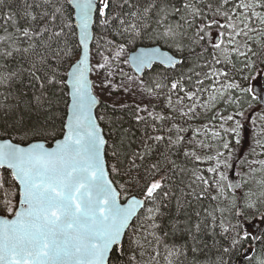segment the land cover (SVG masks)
Instances as JSON below:
<instances>
[{
  "label": "snow or ice",
  "instance_id": "snow-or-ice-1",
  "mask_svg": "<svg viewBox=\"0 0 264 264\" xmlns=\"http://www.w3.org/2000/svg\"><path fill=\"white\" fill-rule=\"evenodd\" d=\"M254 74L264 0H0V264L242 261Z\"/></svg>",
  "mask_w": 264,
  "mask_h": 264
},
{
  "label": "trees",
  "instance_id": "trees-1",
  "mask_svg": "<svg viewBox=\"0 0 264 264\" xmlns=\"http://www.w3.org/2000/svg\"><path fill=\"white\" fill-rule=\"evenodd\" d=\"M250 82H251V80L249 81V84H248L249 87H250ZM231 174H232L231 172L227 173L228 177ZM236 179L238 181L239 178L236 177ZM262 212H264V207H261L258 211L257 210L246 211L244 214L243 220H241L239 222L241 234H243L244 232H247V234H248V239L244 242L243 247L240 249V256L243 255L246 248L250 247L253 249L252 254L245 259L244 264H256V261H258L261 258H264V227H263V230L260 234L257 233L258 234V240H257L256 246H254V247H253V238L255 236L252 237L251 234L247 231V228H248L250 221L254 217L259 216V214H261ZM233 222L236 223L235 220ZM249 258H251V261ZM234 264H239V260H235Z\"/></svg>",
  "mask_w": 264,
  "mask_h": 264
},
{
  "label": "rangeland",
  "instance_id": "rangeland-1",
  "mask_svg": "<svg viewBox=\"0 0 264 264\" xmlns=\"http://www.w3.org/2000/svg\"><path fill=\"white\" fill-rule=\"evenodd\" d=\"M264 82V74H255L250 82V87L252 88V84ZM264 227V212L259 214V216L254 217L247 228V231L254 237L257 233H261Z\"/></svg>",
  "mask_w": 264,
  "mask_h": 264
},
{
  "label": "water",
  "instance_id": "water-1",
  "mask_svg": "<svg viewBox=\"0 0 264 264\" xmlns=\"http://www.w3.org/2000/svg\"><path fill=\"white\" fill-rule=\"evenodd\" d=\"M253 88H254V91L256 93H259L261 95H264V85L263 84H261V83H254ZM229 177H230L229 178L230 180H232L234 182H237V179H236V176L235 175L231 174ZM257 240H258V234H256L255 237L253 238V247L256 246ZM252 252H253V249L252 248H250V247L246 248L245 251H244V253H243V255H242L243 259H242V261L239 260V264H244L245 259L248 256H250L252 254Z\"/></svg>",
  "mask_w": 264,
  "mask_h": 264
}]
</instances>
